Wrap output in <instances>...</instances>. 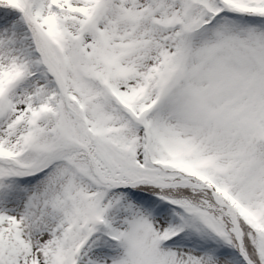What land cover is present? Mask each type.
<instances>
[{
	"label": "snow or ice",
	"instance_id": "obj_1",
	"mask_svg": "<svg viewBox=\"0 0 264 264\" xmlns=\"http://www.w3.org/2000/svg\"><path fill=\"white\" fill-rule=\"evenodd\" d=\"M0 264H264V0H0Z\"/></svg>",
	"mask_w": 264,
	"mask_h": 264
}]
</instances>
